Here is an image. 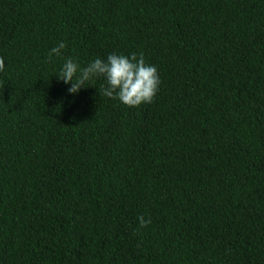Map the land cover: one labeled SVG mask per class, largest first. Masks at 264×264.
Returning a JSON list of instances; mask_svg holds the SVG:
<instances>
[{"label": "trees", "instance_id": "16d2710c", "mask_svg": "<svg viewBox=\"0 0 264 264\" xmlns=\"http://www.w3.org/2000/svg\"><path fill=\"white\" fill-rule=\"evenodd\" d=\"M141 52L137 107L56 75ZM0 57V264H264V0H0Z\"/></svg>", "mask_w": 264, "mask_h": 264}, {"label": "clouds", "instance_id": "9594fccd", "mask_svg": "<svg viewBox=\"0 0 264 264\" xmlns=\"http://www.w3.org/2000/svg\"><path fill=\"white\" fill-rule=\"evenodd\" d=\"M66 47L64 42L53 47L48 53L49 60L53 55H62L61 50ZM4 68L5 60L0 57V72ZM56 75L59 80L71 85L68 92L73 94L78 93L82 88L92 86L90 81L103 76L108 85L103 89V95L118 98L129 107L151 103L161 83L157 67L147 63L142 52L139 55L132 53L130 56L110 53L106 60L97 58L85 67H81L78 61L68 57ZM138 220L140 228L147 227L152 222L151 218L146 220L144 216H140Z\"/></svg>", "mask_w": 264, "mask_h": 264}]
</instances>
